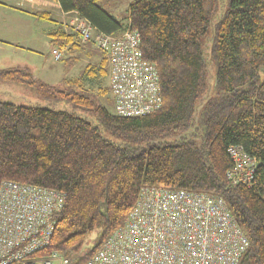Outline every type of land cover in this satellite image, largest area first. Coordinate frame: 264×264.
I'll return each mask as SVG.
<instances>
[{"label": "trees", "instance_id": "obj_1", "mask_svg": "<svg viewBox=\"0 0 264 264\" xmlns=\"http://www.w3.org/2000/svg\"><path fill=\"white\" fill-rule=\"evenodd\" d=\"M98 1L57 0L98 31L120 34L128 24ZM218 8L219 0L131 3L129 24L140 34L144 58L158 69L163 98L145 116L108 109L99 97H112L110 85L99 86L98 94L86 86L108 78L106 57L99 67L88 64L79 76L65 78L66 88L21 69L0 70L1 80L35 87L51 101H70L117 136L145 144L121 146L66 110L0 101V185L13 180L66 194L42 253L57 251L72 264H85L125 223L143 188L183 189L222 197L249 240L238 264H264V0H229L213 23ZM210 30L216 93L203 103L210 90L203 38ZM171 135L181 138L156 142ZM230 146H241L260 163L250 185L228 179Z\"/></svg>", "mask_w": 264, "mask_h": 264}, {"label": "built area", "instance_id": "obj_2", "mask_svg": "<svg viewBox=\"0 0 264 264\" xmlns=\"http://www.w3.org/2000/svg\"><path fill=\"white\" fill-rule=\"evenodd\" d=\"M70 13L73 43L93 42L108 61L116 113L145 116L162 106L159 72L144 58L140 34L130 24L120 34L98 31L78 12ZM65 47L54 52L62 60ZM67 51V49H66ZM234 185H250L257 161L230 146ZM62 191L13 180L0 185V264H72L54 251L44 254L62 212ZM249 248L246 231L226 201L183 189L143 188L125 223L85 264H238Z\"/></svg>", "mask_w": 264, "mask_h": 264}, {"label": "rangeland", "instance_id": "obj_3", "mask_svg": "<svg viewBox=\"0 0 264 264\" xmlns=\"http://www.w3.org/2000/svg\"><path fill=\"white\" fill-rule=\"evenodd\" d=\"M134 1L135 0H99L98 5H100L104 10L112 14L117 19L124 20V24H129V19L127 18L129 14V7ZM59 6L60 5L57 0H0V39H11L9 40V42L11 43H3V48L5 50L4 52L7 54H11L13 59H16L15 50H18L21 58L23 56H27V54L33 55L31 51L17 47V44L14 43H16L17 41H21V39H23V37H26L27 35L32 34L35 36H42L41 29L44 26L50 25V23L53 24V19L56 20L57 25H59V22L61 25H63V22L66 21V26L68 27L69 21L71 20V15H67L68 17L65 16V19H61V15L59 16V13L63 14V12L61 11ZM228 6L229 0H219V8L213 20V23L220 19ZM44 11H48L50 14L47 15L43 13ZM48 16L50 17L49 19L47 18ZM124 26L126 27V25ZM212 38L213 33L211 30L203 38L204 57L208 64L207 76L208 83L210 85L209 93L204 98L203 103H205V101L210 97L215 96L216 93L215 83L217 75V65L213 61L211 56ZM68 46L65 47L67 51L66 49H63L64 53L62 60L56 61L53 57H51L53 55L50 56L44 50L45 52L42 51V54L33 55L34 57H36V59L34 58L36 61H33V65L37 70H42V66L44 65H48L50 66V68H56L52 69V71L55 72L57 70V72H55L56 74L60 72L61 75H63L62 79L64 82L65 78H74L79 76L88 64L99 67L101 65L102 58L105 57L104 53L99 48H97V46H95L93 42H88L85 44L80 43L79 46H76L78 47V49L85 46H88L90 48H88L89 50L87 48L83 50L81 54L83 57L78 59V61L74 65V63L70 60V54H72V59L77 60L76 54L78 52V49H71V47L73 46L72 42H70ZM7 60H10V58H7ZM56 79L58 80V78L55 76V80ZM55 80H50V85L66 88V85L63 84V82H60V80ZM105 85L109 86L108 78H103L100 84L96 83L95 81L89 80L86 82V86L90 87V89H92V92L95 94L99 93V86ZM99 100L103 104H105L108 109L116 112L115 104L111 97V94L100 96ZM0 101L13 102L16 104H27L39 107H48L56 110H66L88 120L94 125L99 126L100 131L103 135L113 140L117 144H120L121 146H145L144 143H132L120 136H117L105 126H103L100 123L97 115L93 112L76 106L70 101L56 102L45 99L35 87L29 86L25 83L11 82L0 79ZM200 130L202 133L204 132L201 127ZM187 136H190V133H188ZM179 137L181 138V136L179 135L165 136L158 139L156 142L171 143Z\"/></svg>", "mask_w": 264, "mask_h": 264}, {"label": "crops", "instance_id": "obj_4", "mask_svg": "<svg viewBox=\"0 0 264 264\" xmlns=\"http://www.w3.org/2000/svg\"><path fill=\"white\" fill-rule=\"evenodd\" d=\"M42 1H44V0H42ZM59 7H60L61 11L63 12V14L59 13V16L61 15V19H65L66 18L65 16L70 15V13L63 11L61 6H59ZM43 13H45L47 15L50 14L48 11H44ZM47 18L49 19L50 17L48 16ZM52 23L53 24L50 23V25L44 26L41 29V35L42 36H39V35L35 36L32 34L27 35L26 37H23V39H21V41H17L14 44H17V47L31 51V53H33V55L42 54L41 53L42 51L43 52L46 51L50 56L53 55L51 57H53L55 59L54 52L60 47H63V46L67 47L68 44L71 42L70 40L72 37L70 35V31H68L69 30V24L67 27L66 21L63 22V25H61L60 22H59V25H57L56 20L53 19ZM9 40H11V39H0V70L21 69V70L27 71L33 77L40 79V80H42L46 83H49V84H51L49 82L50 80H55V76L58 78V80H60V82H63V79H62L63 75H61L60 72H58V74H56L55 72H57V70L55 72L52 71V69H56V68H50V66L44 65V66H42V70H37L36 67L33 65L34 62L36 61L35 60L36 57H34L33 55L27 54V56H23L21 58L18 50H15L16 51V53H15L16 59H13L11 54L5 53L4 52L5 50L3 48V43H11V42H9ZM88 46L81 47L79 49H78V47H75L78 49V52L76 54L77 59H80L83 57L81 54H82L83 50H85V48H87V49L90 48ZM74 49H72V50H74ZM68 53H69V50H68ZM71 55L72 54H70V57H71ZM7 58H10V60H7Z\"/></svg>", "mask_w": 264, "mask_h": 264}, {"label": "water", "instance_id": "obj_5", "mask_svg": "<svg viewBox=\"0 0 264 264\" xmlns=\"http://www.w3.org/2000/svg\"><path fill=\"white\" fill-rule=\"evenodd\" d=\"M259 165H260V163L258 162V163H257V166H259Z\"/></svg>", "mask_w": 264, "mask_h": 264}]
</instances>
